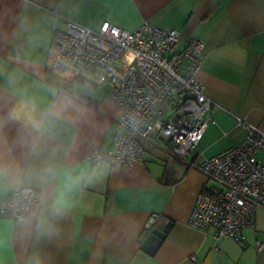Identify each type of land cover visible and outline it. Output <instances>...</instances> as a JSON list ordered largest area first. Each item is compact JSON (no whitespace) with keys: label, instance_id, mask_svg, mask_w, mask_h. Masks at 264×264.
Returning a JSON list of instances; mask_svg holds the SVG:
<instances>
[{"label":"crops","instance_id":"0c3cea01","mask_svg":"<svg viewBox=\"0 0 264 264\" xmlns=\"http://www.w3.org/2000/svg\"><path fill=\"white\" fill-rule=\"evenodd\" d=\"M64 20L176 29L172 52L204 41L197 77L214 122L191 161L240 143L239 118L264 131V0H0V202L16 185L38 192L23 223L0 212V264H264V206L241 245L190 226L196 196L217 185L167 140H145L129 168L85 159L113 150L120 109L100 70H53ZM151 214L169 225L144 250Z\"/></svg>","mask_w":264,"mask_h":264},{"label":"built area","instance_id":"2783aa9c","mask_svg":"<svg viewBox=\"0 0 264 264\" xmlns=\"http://www.w3.org/2000/svg\"><path fill=\"white\" fill-rule=\"evenodd\" d=\"M176 29L164 30L148 22L132 30L110 21L90 28L74 21L54 30L50 56L54 71L91 67L107 77L109 99L120 109L114 148H92L85 159L129 168L142 158L150 137L171 143L172 154L216 183L196 196L187 223L214 238L230 237L238 244L243 229L254 223L255 209L264 206V131L245 119L240 143L195 163L190 154L212 124L213 101L205 94L197 73L205 58L202 39L191 37L178 52ZM38 192L16 185L0 202V212L15 224L23 223ZM159 219L151 214L149 228ZM263 244L256 243L257 249Z\"/></svg>","mask_w":264,"mask_h":264},{"label":"water","instance_id":"95a60500","mask_svg":"<svg viewBox=\"0 0 264 264\" xmlns=\"http://www.w3.org/2000/svg\"><path fill=\"white\" fill-rule=\"evenodd\" d=\"M169 225V222H164L163 220L161 222H156L149 230V233L147 234L142 248L144 250H150L152 246L160 241V239L163 238L166 228Z\"/></svg>","mask_w":264,"mask_h":264},{"label":"trees","instance_id":"16d2710c","mask_svg":"<svg viewBox=\"0 0 264 264\" xmlns=\"http://www.w3.org/2000/svg\"><path fill=\"white\" fill-rule=\"evenodd\" d=\"M68 86H66V89H67Z\"/></svg>","mask_w":264,"mask_h":264}]
</instances>
